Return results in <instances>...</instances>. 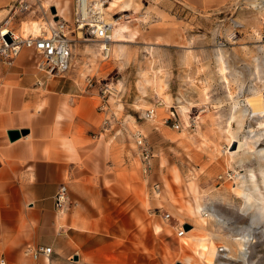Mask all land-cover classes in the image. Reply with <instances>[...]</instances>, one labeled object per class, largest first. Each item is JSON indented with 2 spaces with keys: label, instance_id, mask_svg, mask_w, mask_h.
Instances as JSON below:
<instances>
[{
  "label": "rangeland",
  "instance_id": "obj_1",
  "mask_svg": "<svg viewBox=\"0 0 264 264\" xmlns=\"http://www.w3.org/2000/svg\"><path fill=\"white\" fill-rule=\"evenodd\" d=\"M24 1L31 6L28 11L14 15V10L9 7L8 13L0 14V22L4 18L10 19V27L20 35H32L24 31V22L36 21L45 25L52 21V7L48 8V5H58L61 10L68 1L70 12L74 2ZM106 1L108 7L110 0ZM126 1L122 0L111 13L117 17L124 15L118 11ZM136 1L141 8L137 13L133 9L125 13L130 19L124 17L121 22L129 21V30L112 45L109 59L103 58L97 42L86 32L70 33L74 65L64 77L55 80L80 86L84 93L91 91L96 104L103 107L119 175L121 169L122 174H126L124 171L129 168L132 174V169L137 168L141 181L149 179L135 142L136 134L141 133L154 155L151 159L153 171L161 172L159 179L165 174L164 177L173 183L170 174L173 168L179 169L184 185L197 179L207 207L205 211L213 214V218H206V233L212 236L205 247L212 242L217 248L214 257L203 252L202 248H196L203 253L205 262L264 264L262 205L249 209L244 199L232 190L237 185L236 172H239L247 179L254 176L264 193V157L258 154L264 149V135L252 144L249 155H242L240 150L241 155L232 159L229 153V130L237 129V123L230 119L234 111L232 98L240 101L241 107L249 109L245 129L238 135L239 144L251 127L258 130V124L264 123V36L261 32L264 0H224L220 7L212 8L198 7L196 1L199 0H185L190 6L188 9L179 8L176 2L179 0H133V3ZM60 19L72 21L66 11ZM231 31L236 34L232 40L228 36ZM42 33L45 34L46 30L43 29ZM179 33L187 39L186 44L179 48L176 44L166 43ZM242 44L248 45V53L240 49ZM116 45L124 46L121 52L115 50ZM218 48L224 51L229 66L228 83L218 72ZM252 56L257 58L259 76L255 74ZM89 79L94 81L92 87L88 86ZM189 102L193 103V108ZM182 105L190 106L187 121L180 109ZM152 108L156 116L150 120L148 111ZM172 112L175 117H171ZM67 185L69 208L64 214L54 208L57 215L69 214L76 206L71 187L69 183ZM172 187L178 192V185L173 183ZM111 201L114 203L116 199ZM187 218L191 223L195 221ZM113 230L110 223L106 226L97 223L87 232L96 235V240L90 243L69 241L60 251L61 255H53L52 260L59 257L77 264L75 257L78 256L82 264H118L120 259L113 253L116 248ZM241 248L247 252L245 259ZM26 249L23 256L31 257Z\"/></svg>",
  "mask_w": 264,
  "mask_h": 264
},
{
  "label": "crops",
  "instance_id": "obj_2",
  "mask_svg": "<svg viewBox=\"0 0 264 264\" xmlns=\"http://www.w3.org/2000/svg\"><path fill=\"white\" fill-rule=\"evenodd\" d=\"M15 1L0 0V14L8 13ZM223 1L196 2L212 8ZM176 2L179 8H190L185 0ZM68 3L61 10L48 5L56 10L55 21L65 11L73 20L74 2L70 12ZM166 43L180 48L187 39L179 33ZM116 47L121 52L124 46ZM37 61L33 49H23L13 65L0 60V262L47 264L43 257L35 261L23 256V250L34 245L52 247L48 264H72L52 257L60 256L69 241L96 240L87 232L97 223H110L118 264H184L181 239L187 234L179 237L178 232L184 224L185 231L191 229L192 223L177 213L174 199L183 196L182 190L175 192L165 174L159 179L161 172L153 171L151 160L143 164L148 180L141 181L137 168L132 174L129 168L126 174L121 169L119 175L103 107L90 90L84 93L80 86L55 80L61 76L39 72ZM12 130L26 134L12 141ZM64 183H69L76 206L69 214L57 215L54 197ZM165 213L171 214L169 223ZM155 223L163 226L159 232ZM75 260L82 264L80 257Z\"/></svg>",
  "mask_w": 264,
  "mask_h": 264
},
{
  "label": "bare ground",
  "instance_id": "obj_3",
  "mask_svg": "<svg viewBox=\"0 0 264 264\" xmlns=\"http://www.w3.org/2000/svg\"><path fill=\"white\" fill-rule=\"evenodd\" d=\"M121 2L122 0H110L109 2L110 5L103 10L104 18L108 21V23L114 26L113 35H112V39H113L112 45L119 42L120 41L119 36L126 35L129 30V23H130L129 21H126V22L117 21L116 19L113 18L114 13L113 14L111 13L113 8L118 7ZM96 3L98 4V6H100L101 1L97 0ZM140 8H141V5L139 2L136 1L135 3H133V0H127L121 5V9L118 12L125 14L133 9L134 12L137 13L140 10ZM52 16H53L52 21H47L45 25H42L36 21H33L31 23L24 22V25L22 27L24 28L25 32L26 31L30 32L32 33V36L34 35V37H38L39 35H43L42 33L43 29L49 32L51 27L56 25L58 20L55 21L54 18L57 15L53 14ZM129 17H126V18H129ZM5 20L6 18H4L2 22ZM24 36H29V35H24ZM228 36L230 40H232L234 37V32L233 31L229 32ZM239 46L243 52L248 53L249 51L248 45L246 46L242 44ZM219 47H222L221 44ZM216 60L218 64V72H219L220 77L228 83V78L226 74L227 72H229V66L227 64L226 56L222 48L217 49ZM252 63L255 69V74L259 76L257 58H255L254 56H252ZM231 103H232V110L234 111L231 114L230 119H231V122L237 123V129L234 130L231 128L232 130H229L231 134L229 153L231 154L232 159H233L236 156L241 155L239 154L240 150L243 151L242 155H249L250 153L249 150L250 148H252V144H256L255 142H257L259 138L262 135H264V123L260 122L258 124V130L251 127L249 131H247L246 134H244V141L242 142V144H239L237 140L238 135L241 134L243 130L245 129L244 124H245L246 118L249 115V109L247 107H241L240 101L234 98H232ZM192 104L193 103L191 102L188 103V105H192ZM189 107L186 105L180 106L181 112L186 121L189 118V112H190ZM193 107L194 105H192V108ZM258 154L264 157V149L259 150ZM178 170L176 168H173L170 173L172 174L171 177H172L173 183L178 185V187L183 192L182 197L174 199V202L179 206L178 208L179 211L177 210V213H179L182 216L191 217L195 220L194 222L192 221L191 229H187L186 231V234H188V236L181 239V248H182V260L181 261L184 264H213L212 261L209 262V260L208 262H205L202 257L203 253L198 251V249H196V248H199V249L202 248L203 252L207 251V254L210 255L211 257L217 256V248L212 242L209 243L208 245L209 247L207 248L205 247L206 245L205 243L208 242L210 239L209 237L212 236L211 234L206 233V227L208 224V221L206 218L208 219L213 218V214L205 211V208L207 207H206V204L203 202V199H202L203 196L200 195V190H199L197 179L190 181L188 184L184 185L183 183L184 178H182ZM236 178H237V185L232 187L233 192L237 196H240L244 199V202L246 206L249 207V209H251L252 207L258 204L262 205L261 209L263 210V217H264V193L261 192L262 190L261 185L259 184L257 179L254 176H251L250 179H247L244 174H240L239 172H236ZM262 187L264 188V178L262 180ZM144 198H143V201L146 204V199ZM61 214H64V212H62ZM162 228L163 226L160 223H155L156 232H159ZM146 240H148V238H146ZM241 253H243L242 258L245 259L247 252L244 248H241ZM45 261L48 264L50 263L51 260L50 258H46Z\"/></svg>",
  "mask_w": 264,
  "mask_h": 264
},
{
  "label": "built area",
  "instance_id": "obj_4",
  "mask_svg": "<svg viewBox=\"0 0 264 264\" xmlns=\"http://www.w3.org/2000/svg\"><path fill=\"white\" fill-rule=\"evenodd\" d=\"M100 6L96 3L97 0H74L73 20L71 22L59 19L55 26L51 27L50 31L38 37L32 35L24 36L20 35L13 28L10 27V19L0 22V60L7 64L13 65L15 60L19 57L23 49H33L38 55V61L36 64L37 70L45 75L52 76H64L72 68V41L70 39V33L86 32L91 38H93L100 49L103 58L109 59L112 53V35L113 25L103 16V10L107 7L106 0H100ZM30 4L27 1L20 0L17 4L11 7L14 10V15L23 13L30 9ZM117 21H121L124 17L125 20H129L126 17L129 15H122L117 17L114 15ZM237 24H235L236 26ZM262 36H264V23L262 25ZM236 38L234 32L233 39ZM94 84L93 79L88 80V86L92 87ZM105 93V91H103ZM156 116L155 109L148 111V117L153 120ZM175 112L171 113V117H175ZM170 117V118H171ZM173 121V119L171 118ZM166 122H169L167 119ZM108 121H105V126ZM174 123V127H176ZM136 145L140 150V156L143 162L147 165L153 158L151 148L145 142V138L141 133L136 134ZM148 168L146 167V172ZM70 203V191L67 184H61L54 197L55 209L64 212L69 208ZM164 219L170 222L172 217L170 213L164 214ZM186 233L184 225L181 226L178 236L182 237ZM53 249L52 247L43 246H28L26 253L33 257L35 261L40 258H51ZM0 264H6L3 260Z\"/></svg>",
  "mask_w": 264,
  "mask_h": 264
},
{
  "label": "water",
  "instance_id": "obj_5",
  "mask_svg": "<svg viewBox=\"0 0 264 264\" xmlns=\"http://www.w3.org/2000/svg\"><path fill=\"white\" fill-rule=\"evenodd\" d=\"M55 11H56L55 8H52V13L55 14ZM25 134L26 132L24 131H18V130L9 131V136L12 141L18 139L21 135H25Z\"/></svg>",
  "mask_w": 264,
  "mask_h": 264
}]
</instances>
